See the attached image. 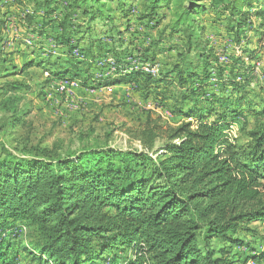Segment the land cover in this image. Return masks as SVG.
Listing matches in <instances>:
<instances>
[{
    "label": "trees",
    "instance_id": "obj_1",
    "mask_svg": "<svg viewBox=\"0 0 264 264\" xmlns=\"http://www.w3.org/2000/svg\"><path fill=\"white\" fill-rule=\"evenodd\" d=\"M36 1L46 13L62 4L61 0ZM65 1L70 13L59 25L63 34L56 43L65 48L68 66L60 68V74L76 76L73 67H95L96 58L113 55L115 75L102 73L91 79L98 88L137 79L146 98L155 88L164 105L193 121L170 128L166 137L160 126L147 122L138 130L140 149L122 150L105 143L64 154L55 146L37 156L0 155V264H17L13 250L18 245L28 258L25 264H232L227 255L242 245L251 252L247 261L259 264L264 250L243 242V236L255 233L252 225H264V111H256L246 100L254 66H245L241 81L233 74L223 79L220 93L208 87L211 50L199 53L190 68H184L186 57L179 53L172 72L145 73L117 51L121 30L114 36L96 27L97 20L117 19L107 6L114 0ZM116 1L122 18L130 20L136 9L138 21L159 28L163 18L159 12L166 8L169 12L172 0ZM252 1L230 0L215 9L219 15L230 12L227 29L237 32L242 41L250 38L240 33L244 26L264 36V0ZM171 10L175 20L159 32L165 38L151 47L160 45V49L161 41L186 27L189 32H181L183 39L192 42L197 35L203 37L205 27L197 21L206 15L204 4L188 0L187 6ZM73 17H81L82 23L75 25ZM252 17L259 20L257 25ZM71 29H80L82 35L69 36ZM92 32L107 33L113 48L101 52L105 47L97 45L101 39L96 37L89 47L80 48L83 34ZM240 47L249 59L258 57V50ZM77 49L81 59L73 58ZM152 57L144 60L154 61ZM240 60L236 56L234 63L239 65ZM43 63L28 58L14 72ZM191 81L199 84L188 86ZM243 103L255 117L246 141L226 133L229 117L238 116ZM23 234L30 237L27 245L19 241Z\"/></svg>",
    "mask_w": 264,
    "mask_h": 264
},
{
    "label": "rangeland",
    "instance_id": "obj_2",
    "mask_svg": "<svg viewBox=\"0 0 264 264\" xmlns=\"http://www.w3.org/2000/svg\"><path fill=\"white\" fill-rule=\"evenodd\" d=\"M61 1L62 4L54 11L46 13L36 0H0V155L12 153L21 157L37 156L43 149L55 146H59L64 154L86 145L105 143L122 150L140 149L142 145L137 138L138 130L147 122L160 126L162 136L166 137L170 128L193 121L164 105L160 100L161 93L155 88H152V95L146 98V90L142 89V84L137 79L127 84L115 83L98 88L91 79L100 78L102 73L111 72L115 75L113 55L96 58L95 67L93 64L90 67L83 65L79 69L73 67L71 72L78 74L76 76L60 74L63 72L60 68L68 66L65 62L67 54L60 42L56 43V39L59 40L63 34L59 25L63 22L64 15L70 13L67 1ZM199 1L204 4L206 15L197 22L205 27V32L203 37L197 35L198 38L194 37L192 42L183 39L189 32L186 27L181 31L185 32L184 35L176 33L161 41L160 49V45L151 47L154 41L165 38L164 35H159L161 29L175 20L171 9L187 6L188 0H172L169 12L168 8L160 11L163 18L160 16L159 28L151 27L152 24L146 26V21H138L134 17L136 9L132 10L130 20L127 21L116 10L117 1H107V6L115 11L117 19L97 20L96 27L105 28L106 31L108 29L109 34L114 36L117 30H121L122 43H116L117 51L123 54L121 57L132 62L133 68L154 76L172 72L179 53L185 54L184 68H190V63L194 62L199 53L211 50L213 64L209 67L210 79L207 82L208 87L216 93H220L223 79L233 74L237 81H241L247 73L245 66L252 65L254 70L252 75H248L250 79L246 88V100L251 102L256 111H264V36L249 32L247 26L240 32L250 37L247 40L242 41L237 32H229L227 25L231 24L230 12L219 15L215 9H220L230 0ZM255 3L253 0L252 4ZM251 21L254 25L259 23L256 17H252ZM73 22L75 25L82 23V18L73 17ZM112 24H115L114 28L111 27ZM75 31L71 29L69 36L76 39L82 33H79L80 29ZM95 33L83 34L85 38L80 42V48L89 47L93 37L101 39V43L97 44L105 47L101 52L113 48L107 33ZM202 39L208 42V46L203 44ZM240 45L244 49L258 50V57L249 59L243 55ZM95 52L97 54L99 50ZM73 56L74 59L79 58L80 51H74ZM146 56H154V61H145ZM236 56L242 58L239 65L234 63ZM28 58L44 63L17 73L21 70L22 62ZM85 75L88 79L83 81ZM198 84V81H191L188 86ZM13 87L14 91L10 89ZM3 88L6 90H2ZM228 91L231 93L230 89ZM238 112V116L229 117L226 133L246 141L247 132L253 127L255 117L245 103L239 104ZM160 144L159 140L156 146ZM9 222L13 224L12 221ZM251 228L255 233L243 236L244 244H249L258 251L264 250V225L258 223ZM27 234L19 238L26 245L30 241ZM218 245L227 248L225 243ZM18 246L13 250L17 256V264H25L28 258L22 253L21 246ZM250 254L249 248L242 245L231 248L227 257L233 260L232 264H254L247 261ZM118 255L124 257L127 252H118ZM259 264H264V258Z\"/></svg>",
    "mask_w": 264,
    "mask_h": 264
}]
</instances>
